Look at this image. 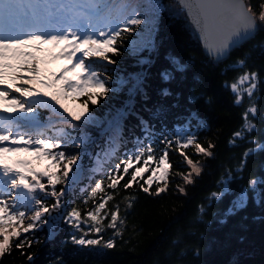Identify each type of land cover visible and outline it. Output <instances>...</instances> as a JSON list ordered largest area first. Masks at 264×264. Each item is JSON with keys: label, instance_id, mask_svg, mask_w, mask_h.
<instances>
[{"label": "snow or ice", "instance_id": "6c2138e0", "mask_svg": "<svg viewBox=\"0 0 264 264\" xmlns=\"http://www.w3.org/2000/svg\"><path fill=\"white\" fill-rule=\"evenodd\" d=\"M177 6L198 34L208 63L221 62L264 26V5L247 18L243 13L252 6L242 0H177ZM168 10L161 0H0V264L14 249L35 264L33 246L49 243L61 232L66 233L64 246L113 249L126 231L120 201L109 206L121 188L137 184L148 194L154 182L164 181L156 194L164 192L170 152L187 169L178 171L186 186H194L206 167L188 154L190 147L192 155L215 159L216 144L202 143L199 132L207 123L201 106L211 111L217 98L203 89L182 95L173 88L187 72L176 58L160 70L159 83L149 80L145 66L153 63L158 19ZM257 47L264 56V43ZM125 53L133 60L129 67L138 70L122 67ZM250 59L246 52L234 63L243 70L238 80L248 85L252 107L245 108L236 77L221 85L233 94V105L243 109L227 137L232 147L244 151L230 158L235 164L221 165L215 190L205 197L207 205L198 206L199 223L217 205L222 207L214 215L223 216L221 223L249 206L260 209L262 214L253 219L264 223V129L257 136L264 119L253 122L260 115L255 105L264 67L249 64ZM60 60L64 66L50 72L48 63ZM69 100L80 103L74 109ZM198 102L201 106H194ZM21 153L49 164L37 172L32 161L11 159ZM256 154L262 157L259 167L249 169ZM148 172L139 183L138 177ZM177 189L186 194V187L178 184ZM123 200L131 208L137 196L130 193ZM236 239L227 264H252L246 237ZM192 251L199 260V245ZM51 264L68 262L58 256Z\"/></svg>", "mask_w": 264, "mask_h": 264}, {"label": "trees", "instance_id": "16d2710c", "mask_svg": "<svg viewBox=\"0 0 264 264\" xmlns=\"http://www.w3.org/2000/svg\"><path fill=\"white\" fill-rule=\"evenodd\" d=\"M245 1L247 6L249 4L252 6L251 12L254 15L261 11L258 5H264V0ZM161 2L167 5L169 10L161 13L158 19L154 37L156 48L151 53L153 63L145 66L149 80L153 84L159 83L160 70L169 64L170 58H176L185 63L187 72L183 82L174 83L173 88L182 95H186L189 90L198 93L203 89L217 98V103L211 111L204 109L199 102L194 105L201 106V114L207 121L206 126L199 132L200 141L207 143L208 140H212L216 144L214 151L217 155L213 160L203 155H192L195 151L194 147L187 150L194 160L206 163L202 175L194 186H186L180 179L178 171L186 172L187 169L180 165L179 155L170 152L172 167L169 170L164 192L156 194L157 184L164 186V181L154 182L148 194L140 191L137 184L127 191L121 188L115 199L109 202L111 206L120 201L121 216L126 215V231L123 232L122 238L117 237L115 248L94 249L70 244L64 246L62 241L66 238V233L61 232L55 240L33 246L31 251L38 252L35 264H51V261L58 256H63L68 264H227L231 259L232 250L237 246L236 238L239 235L246 237V247L251 253L248 259L252 264H262L264 261V252H262L264 223L253 219V216L262 214L259 208L249 206L238 216L229 217L226 223H221L223 216L214 215L222 207L217 205L209 209L208 214L203 217V223L198 222V206L202 203L207 205L205 197L215 190L216 181L220 179L223 171L221 165L235 164L230 158L234 155L239 156L244 151V147H232L227 137V133L239 123L243 109L233 105V94L221 85L225 80L231 84L236 77L235 82L239 86L238 77L243 70L234 62L246 52H251L249 64L264 67V56L261 55L259 47L254 48L264 43V26L253 39L235 49L227 61L208 63L207 58L202 55L189 21L184 13L179 11L175 1L161 0ZM257 21L259 23L258 17ZM121 59L122 67L129 71L138 70L129 67L133 60L127 56V53ZM83 99L86 97L81 98L80 102ZM243 99L245 108L253 106L248 103L246 93ZM256 101L255 106L260 109V115L253 120L254 123L264 119V85L261 86ZM80 102L66 101L67 105L74 109ZM183 102L181 100V103ZM260 129H264V124L258 123L257 136L260 134ZM136 134L140 135L139 128L136 129ZM126 135L131 136V132L127 129ZM261 158V154L251 157L249 169H258ZM85 162L88 163L87 159ZM149 175L151 172L145 173L143 178L138 177L139 183H144ZM245 176L247 177V173ZM84 182L87 183V180ZM239 183L240 181H237L233 187H237ZM178 184L186 187V194L178 191ZM130 193H135L137 200L131 208H128L127 201L123 200V197ZM76 203L84 207L81 199H76ZM244 216L248 219H242ZM108 235H111V232L105 233L106 238ZM201 235L205 237L203 240L200 239ZM44 237L45 233L40 232L39 238L43 241ZM13 240L15 241L16 238L14 237ZM195 245H199L202 252L199 260L194 258L192 251ZM4 260L6 264H28L26 255H22L19 249H14L13 254L6 256Z\"/></svg>", "mask_w": 264, "mask_h": 264}, {"label": "rangeland", "instance_id": "374dc122", "mask_svg": "<svg viewBox=\"0 0 264 264\" xmlns=\"http://www.w3.org/2000/svg\"><path fill=\"white\" fill-rule=\"evenodd\" d=\"M64 64H65V61H63V60L55 61V62H49L48 65H47V68H48V70L50 72H58L59 69L64 66ZM247 87H248V85L246 83L245 84H239L240 92L241 93H246ZM17 158L32 161V167H34L38 171H39L38 167H41V166H44V165L46 166V165L49 164V161H47V160H37L34 155H31L29 153H21L19 155V157H17V156H12L11 157L12 160H15ZM21 231H22V229H21ZM0 239H2V237H0Z\"/></svg>", "mask_w": 264, "mask_h": 264}, {"label": "water", "instance_id": "95a60500", "mask_svg": "<svg viewBox=\"0 0 264 264\" xmlns=\"http://www.w3.org/2000/svg\"><path fill=\"white\" fill-rule=\"evenodd\" d=\"M175 2L177 3V0H175ZM242 3L246 6V3H245V1L244 0H242ZM185 13V12H184ZM185 15H186V13H185ZM251 15H253L251 12H244L243 13V16H244V18H247L248 16H251ZM186 17H187V15H186ZM189 20V19H188ZM191 23V22H190ZM192 25V24H191ZM193 27V26H192ZM194 29V28H193ZM257 33H258V31L255 33V35H257ZM195 35H196V37H197V39H198V41H199V43H200V45H201V48H202V44H201V41L199 40V37H198V34L197 33H195ZM254 35V36H255ZM254 36H252L250 39H252ZM250 39H248V40H250ZM244 44V43H243ZM242 44V45H243ZM241 45H239V46H236V47H234L233 49H232V51H231V53L235 50V49H237L238 47H240ZM202 51H203V49H202ZM231 55V54H230ZM230 55L227 57V58H225V59H222V61H226L227 59H229V57H230ZM221 61V62H222Z\"/></svg>", "mask_w": 264, "mask_h": 264}]
</instances>
